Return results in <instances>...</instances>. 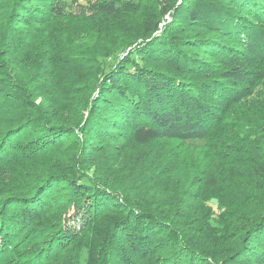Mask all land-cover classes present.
Returning <instances> with one entry per match:
<instances>
[{
    "label": "trees",
    "instance_id": "16d2710c",
    "mask_svg": "<svg viewBox=\"0 0 264 264\" xmlns=\"http://www.w3.org/2000/svg\"><path fill=\"white\" fill-rule=\"evenodd\" d=\"M62 1L0 0V57L29 77L0 69V264H264V130L240 135L264 118V0H95L87 19ZM86 64L97 83L76 126ZM161 141L121 186L82 173L109 146Z\"/></svg>",
    "mask_w": 264,
    "mask_h": 264
},
{
    "label": "rangeland",
    "instance_id": "374dc122",
    "mask_svg": "<svg viewBox=\"0 0 264 264\" xmlns=\"http://www.w3.org/2000/svg\"><path fill=\"white\" fill-rule=\"evenodd\" d=\"M179 2L183 0H178ZM13 1H10L9 4L10 6L12 5ZM94 4L95 0H91V2H87L86 0H64L62 1L59 6H57L58 13L62 17H72L74 19L82 18V19H87L90 18L93 13H94ZM6 13H1L0 14V23L3 25L4 22H8V20H11L12 18L10 17V9H6ZM4 11V10H3ZM2 26H0L1 29ZM189 36H195L197 35V32H191ZM82 41H86L85 39L79 37V43ZM104 44H101V46ZM93 46H96L93 44ZM1 56L2 53H1ZM124 54L119 53L117 55L118 58H122ZM117 59H108L106 60L105 67L101 69L102 66H98L97 64H86L83 65L81 72H79L76 76V86H75V97L71 99L73 104H76L75 109H74V118L73 120L76 121L77 125L76 126H82L83 123L86 120L87 114H88V109H89V104L90 100L92 99V94L89 90L83 87L82 84H88V85H94L97 83V79H94L93 73L97 72V66L99 67L98 71H107L111 65L116 61ZM105 62V61H104ZM26 65L24 62L20 61L18 57H15L14 59H7L5 57H0V69H4L3 71V77L5 74L12 76L14 79H19V76L21 73H27V78L24 79V81L27 82L28 80V70L25 69L23 66ZM15 70V73H13V69ZM7 69L8 71H5ZM17 69V70H16ZM100 71V72H101ZM88 78L90 79L89 81L85 79ZM81 86V88H80ZM93 87V86H92ZM28 88H31V85L28 86ZM79 88V89H78ZM39 101V100H38ZM61 110V107H55L54 109L52 108L51 111H49V116H53V114H56V117H59L61 113L59 114ZM240 112L243 113V110H240ZM71 118V119H72ZM73 121V122H74ZM244 127H240L241 133L240 135L243 136L245 132L249 131L248 128L254 127V128H259L261 130H264V118L263 117H250L243 119ZM243 130H247L244 131ZM80 129L78 127L75 128L73 131L75 135L79 134ZM264 133V131H262ZM75 135L73 138H75ZM78 140L79 142L82 141L83 139V144H84V135H81V137ZM90 140V139H89ZM93 144H101V142H93ZM89 143V144H92ZM111 144V143H109ZM202 144V143H199ZM87 146V145H86ZM170 147L169 144L165 141L161 142H155L151 143L146 146H133L132 144H125L124 148H121V150L114 151L115 148L113 146H109L104 150V153H94L92 158L87 159L86 162L82 163L83 169L82 173L86 175L87 177L91 179H104L107 180L108 182H112L114 185L113 186H118L122 185L123 182V177L125 176H133L137 174V171L140 169L155 165L157 164L156 161L161 160L164 154H166L168 150V147ZM66 150V149H65ZM62 151H58V165L59 166H64L66 165L65 158L68 156L69 151L66 150L61 153ZM187 166L184 169H181L184 172H187L188 174H191L192 171L190 168V165H185ZM21 174L23 178L25 177V173H19ZM25 182V181H24ZM23 182V183H24ZM5 183V182H3ZM20 182H16L15 184H19ZM20 186V185H18ZM125 186V184H124ZM18 189V187H17ZM206 209L209 210L207 214H212L213 216H216L219 213V206L216 201H208L206 205ZM72 210L69 212L71 213ZM195 220H198V217H195ZM182 226V224H181ZM188 227V226H187ZM187 227H183L185 230H187ZM95 228V227H94ZM98 229H101V226H98ZM26 233V231L23 232V234ZM25 235V234H24ZM23 235V236H24ZM29 240L32 238L30 235L28 236ZM20 252H26L20 251ZM82 259H85L86 257V252H82Z\"/></svg>",
    "mask_w": 264,
    "mask_h": 264
}]
</instances>
